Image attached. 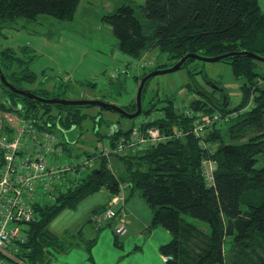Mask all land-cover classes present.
I'll use <instances>...</instances> for the list:
<instances>
[{
  "label": "trees",
  "instance_id": "obj_1",
  "mask_svg": "<svg viewBox=\"0 0 264 264\" xmlns=\"http://www.w3.org/2000/svg\"><path fill=\"white\" fill-rule=\"evenodd\" d=\"M79 1L0 0V32L9 23L31 20L41 13L70 19ZM103 20L111 25L120 52L139 58L156 48L167 56L166 63L151 70L170 66L187 53L217 56L249 51L264 56V11L259 0H121ZM29 60L13 48H0V70L18 89H24V82H36L37 74L29 69ZM218 61L228 64L239 83L241 100L228 105L225 86L212 80L202 65H196L204 61L190 57L180 69L187 71L189 80L184 86L193 95L191 99L181 98L177 103L175 97L159 98L156 93L148 97L147 107L137 118L142 124L140 118L149 117L147 126H156L167 135L163 142L116 150L118 138L130 131L136 118H127L132 119L127 125L110 123L103 132L95 128V138L106 140L108 152H86L94 156L95 166L80 180L59 190L54 200L35 205V219L25 227L28 240L22 252L26 264H50L52 251L63 252L79 244L77 236L82 229H66L59 236L50 231V222L102 188L117 193L122 183H127L131 192L139 191L151 208L148 227L162 226L170 232L171 239L159 246V252L167 257L166 264H264V84H257L259 79L264 80L257 70L263 61L244 53ZM196 74L202 75L209 89L195 81ZM210 81L224 87L225 101ZM36 85L25 90L42 97H61ZM19 104L27 116H45L61 130L82 125L88 116L101 122L99 113L82 111L93 105L43 103L16 94L0 80V108L11 110ZM135 104L123 108L134 111ZM181 106L201 112L204 118L186 115ZM214 113L220 117L210 124L207 119ZM64 149L70 151L71 147L65 145ZM208 159L215 163L211 184L202 173V162ZM112 160L118 162V170L116 164L113 168L108 165ZM228 237L231 240L226 248ZM95 239L85 240L87 251ZM115 240L117 243V237Z\"/></svg>",
  "mask_w": 264,
  "mask_h": 264
},
{
  "label": "rangeland",
  "instance_id": "obj_2",
  "mask_svg": "<svg viewBox=\"0 0 264 264\" xmlns=\"http://www.w3.org/2000/svg\"><path fill=\"white\" fill-rule=\"evenodd\" d=\"M134 1L143 3L144 0ZM120 3L121 0H80L70 19L61 20L41 13L31 20L19 19L7 24L0 32V48H13L23 59H30L28 67L37 74L35 84L24 82V89L37 88L36 83H39L40 88L59 93L61 98L99 99L121 107L136 103L138 75L149 72L148 70L157 64L166 63L168 58L156 48L139 58L119 51L118 40L112 33L111 25L103 20V16L113 12ZM261 3L264 11V0H261ZM150 58L153 59L152 65L145 67L144 63L151 61ZM199 64L212 80L225 86L229 97L228 105L233 106L241 100L239 83L230 73L228 64L221 61H204L196 65ZM257 67L258 73L264 76V62H260ZM188 80L185 68L151 77L147 83V91L141 97L142 108L147 107L148 97L156 93L159 98L171 96L181 100L192 97L193 95L188 94L184 86ZM195 81L201 86H206L207 89L210 88L205 84L207 81L201 74L195 75ZM257 84H264V80L259 79ZM82 111L90 114L99 113L101 122L98 124L96 119L88 116L83 120L82 125L72 127L65 132L67 140L72 143L77 141L78 144L75 143L76 145L69 151L70 154L63 153L61 158L63 161L74 162L81 157L83 149L81 142H84L88 148L98 146L95 140V128L103 132L107 131L110 123L120 121L121 125H127L132 121L120 116L118 112L101 109L97 105L84 107ZM59 131L64 134L63 131ZM115 164L118 170V162L112 160V168ZM77 173L69 172L68 176L71 180H75ZM66 185L67 182L64 181L63 186ZM103 190L93 194L94 199L100 195L107 198V192ZM125 191L127 195L128 189ZM130 197L143 211L150 209L139 191H135ZM91 200L85 198L76 208L63 210L50 222V231L62 236L65 229L75 232L81 227L82 232L77 236V241L82 246H85V239L94 238L98 233L107 231L110 234V244L113 245V228L105 227L95 232L88 220L93 209L91 207L94 205ZM114 219L111 218L109 221ZM121 239L123 237L117 239L116 245ZM230 240L231 237H228L225 241L226 248L229 247ZM99 244L107 245L103 241ZM60 257L52 254L49 259L50 264H57Z\"/></svg>",
  "mask_w": 264,
  "mask_h": 264
},
{
  "label": "built area",
  "instance_id": "obj_3",
  "mask_svg": "<svg viewBox=\"0 0 264 264\" xmlns=\"http://www.w3.org/2000/svg\"><path fill=\"white\" fill-rule=\"evenodd\" d=\"M150 59L144 63L145 67L152 65L153 59ZM181 110L188 116L204 118L201 112L188 106H181ZM219 117V113H214L207 122L211 124ZM147 119L149 117L140 118L142 124L137 120L128 133L118 138L115 149L135 150L163 142L167 135L156 126H147ZM195 131L198 134V127ZM108 150L104 143H98V152L106 153ZM63 153L60 139L49 124L22 116L17 111L0 109V264H26L22 252L28 240L25 227L35 219V205L54 200L58 191L64 188V181L68 185L80 180L92 166V160L87 157L74 162L63 161ZM214 168L213 160L202 162V173L208 184L213 181ZM77 170L76 179L71 180L68 173ZM125 187L127 183L120 184L119 191L110 198L103 213L90 215V220L97 227L116 215L124 202ZM125 231L123 220L116 226L115 232L122 234Z\"/></svg>",
  "mask_w": 264,
  "mask_h": 264
},
{
  "label": "crops",
  "instance_id": "obj_4",
  "mask_svg": "<svg viewBox=\"0 0 264 264\" xmlns=\"http://www.w3.org/2000/svg\"><path fill=\"white\" fill-rule=\"evenodd\" d=\"M259 4L263 10L261 0H259ZM1 110L14 112V113L17 111L20 115L27 116L24 112L25 109L22 107L21 104L15 106V108L11 110H4V109ZM140 114L134 117L136 118V121L138 120L137 118L140 117ZM27 117H32V116H27ZM97 118L99 119V117ZM36 120L43 121L50 125L51 130L60 139V143L62 145L65 154H70L69 151H66L64 149L65 145H70L72 149L74 145L78 144L76 140H75L76 144L72 143V141H66L67 138L65 136V132L67 130L58 129L59 127L56 125V123L53 124L51 121L46 120L45 116H42L41 118ZM112 125L113 123L110 126ZM59 130L63 131L64 134H61ZM95 140L96 142L98 143L102 142L107 146V142L105 139L95 138ZM80 145L83 147L81 152V157H87L92 160V166L90 168L92 169L96 164L94 156H87L86 152L97 151L98 146L88 148V146H86L84 142H81ZM108 165L110 166L112 165V163H109ZM76 172L79 171L77 170ZM127 188L128 187H125L123 190L124 202L123 205L119 208L116 215L113 217L115 219L113 221H109V219H106L99 227H97L91 220H89L90 219L89 216L91 215V213L92 214L103 213V211L107 208L109 200L114 195V193L112 194L106 188H102L106 190L108 195L107 198H104L103 196L100 195L94 199V195L97 192L89 194L88 196L85 197L88 198L89 200L92 199L91 202H93L94 205H92L91 209L92 208H93L92 210L97 209L91 212L90 215L88 216V220L93 226L92 228L94 229L95 232H99L105 227H112L113 228L112 234L114 237V242L112 243L113 245L110 244L111 243L110 234H108L107 231L98 233L94 237L96 239L89 251L86 250L85 246H82L80 244L74 245L68 250L63 252L52 251L50 253V256H52V254H56L57 257L61 256L57 264H166L167 257L159 252V246L163 243L168 242L171 239L170 232L162 226H156L152 228L148 227L152 216L151 208L149 210L143 211V209L140 206H138L137 203H135L130 197L131 194H133L135 191L131 192L130 190H128V193L126 195L125 190ZM102 189L100 190L102 191ZM85 198H83L79 203H81ZM123 220L125 221L126 231L122 234H117L115 232V228ZM115 237H117V239H119V237H123V239H121V241L118 242V245H116L117 243ZM85 240L87 241L89 239H85ZM100 241L106 242L107 245L105 246L99 244Z\"/></svg>",
  "mask_w": 264,
  "mask_h": 264
},
{
  "label": "water",
  "instance_id": "obj_5",
  "mask_svg": "<svg viewBox=\"0 0 264 264\" xmlns=\"http://www.w3.org/2000/svg\"><path fill=\"white\" fill-rule=\"evenodd\" d=\"M238 53L247 54V55H249V56H251L257 60L264 62V56H261V55L254 53V52H249V51L227 52V53L217 55V56H203V55H200L197 53H187L184 56H182L179 60H177L174 64H172L170 66L162 67V68H155V69L147 72L139 80L137 92H136V100H135L136 101V108L132 112L125 110L121 106H117L115 104H110L108 102H105V101H102L99 99H66V98H61V97H42V96H39L33 92H30L29 90L18 89L16 87H14L5 79L1 70H0V80H1V82H3L6 85L7 88L12 90L16 94H20V95L26 96L28 98L37 99L43 103L45 102V103L60 104V105H97V106H100L106 110L116 111L119 114L125 116L126 118H134L141 113V110H142V103H141L142 89H143L145 82L149 78H151L157 74H163V73H169V72L177 71L178 69H180V67L182 66L184 61L190 57L196 58V59H199L202 61H206V62H214V61H218L222 58H225L229 55L238 54ZM209 84L213 88H215L219 92H221L223 100L225 101L227 95H226V90L224 89V87H221V86H219L216 83H213L211 81L209 82Z\"/></svg>",
  "mask_w": 264,
  "mask_h": 264
},
{
  "label": "flooded vegetation",
  "instance_id": "obj_6",
  "mask_svg": "<svg viewBox=\"0 0 264 264\" xmlns=\"http://www.w3.org/2000/svg\"><path fill=\"white\" fill-rule=\"evenodd\" d=\"M219 93H217V95H218ZM132 112V111H131Z\"/></svg>",
  "mask_w": 264,
  "mask_h": 264
}]
</instances>
